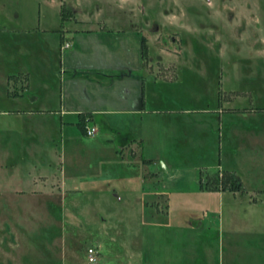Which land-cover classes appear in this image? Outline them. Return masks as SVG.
Here are the masks:
<instances>
[{
  "label": "rangeland",
  "instance_id": "1",
  "mask_svg": "<svg viewBox=\"0 0 264 264\" xmlns=\"http://www.w3.org/2000/svg\"><path fill=\"white\" fill-rule=\"evenodd\" d=\"M78 1L63 3L72 2L83 27L89 19L136 24L149 37L146 59L157 70L160 51L175 75L155 83L161 107L173 112L146 152L134 156L101 127L96 137L63 141L61 170L54 163L43 170L59 178V187L37 197L38 213H0V264H143L146 253L171 258L175 245L212 242L215 230L195 228L201 220L210 224L211 215L224 221L230 213L239 224L246 213L264 219V0ZM58 11L57 0H0V111L13 105L5 84L12 67L30 71L34 94L41 71L56 89L58 40L46 30L64 27ZM230 119L236 123L228 128ZM2 126L0 118V148ZM49 136L43 144L58 147L59 132ZM148 156L157 159L148 165ZM217 169L233 171L239 188L231 192L230 181H215L227 189L211 192L212 181L200 183ZM240 238L247 234L234 236ZM87 248L96 252L92 263ZM240 249L238 258H246Z\"/></svg>",
  "mask_w": 264,
  "mask_h": 264
},
{
  "label": "crops",
  "instance_id": "2",
  "mask_svg": "<svg viewBox=\"0 0 264 264\" xmlns=\"http://www.w3.org/2000/svg\"><path fill=\"white\" fill-rule=\"evenodd\" d=\"M57 5H60L58 16L65 21L64 27L46 30L54 32L58 40L56 89L48 86L43 71L38 76V94L30 88V71L26 68L17 70L12 67L6 73L7 97L13 99V105L0 111V118L5 123L2 126L5 132L3 146L0 148V213H38L37 197L53 193L54 188L59 187L56 183L59 178L56 176L53 181V176L43 174V170H50L53 163L56 170L60 168L58 164L62 162L58 158L62 156L65 140L78 138L79 134L96 137L101 127L110 134L116 133L121 152L127 147L134 156L138 152H146L149 139L167 120L165 116L173 112L161 107L163 92L156 88L155 83H168L175 75L170 65L164 63L165 56L160 51L159 57L156 56L157 65L159 62L157 70L155 63L146 59L149 37L136 24L113 27L105 21L97 24L89 19L87 22L90 24L83 27L81 22L84 18L75 17L78 13L73 12L75 6L72 2L65 4L63 0H57ZM77 5L81 6V2ZM65 42L68 46L62 48ZM194 122L197 124L196 120ZM235 123L230 119L226 125L229 128ZM88 125L96 129L91 136L84 133ZM53 128L59 132L58 147L51 143L43 144L52 140L49 135ZM17 151L20 153L15 154L16 158L7 156ZM154 159L157 158L148 156L143 161L149 165ZM164 164L165 171L167 164ZM209 172L205 177L200 176V183H207L213 173L220 176L227 173L240 185L239 177L231 170ZM207 189L220 193L227 188ZM151 193L153 196L154 192ZM167 214L151 213V218L168 217ZM246 214L248 221L242 224L234 223L230 213L224 221L220 216L211 215L213 220L210 224L204 226L201 220L195 228L215 230L212 242L184 243L175 245V248L159 244L158 249L169 247L178 253L171 258L163 254L158 259L151 252L146 253L143 264H264V219L259 213ZM243 232L247 234L244 241L234 239L236 234ZM238 248L245 252L246 258H238Z\"/></svg>",
  "mask_w": 264,
  "mask_h": 264
},
{
  "label": "trees",
  "instance_id": "3",
  "mask_svg": "<svg viewBox=\"0 0 264 264\" xmlns=\"http://www.w3.org/2000/svg\"><path fill=\"white\" fill-rule=\"evenodd\" d=\"M144 42V39H142V43ZM78 124L81 126L82 125V122L81 121H79L78 122ZM221 176H223L222 177V179L220 178V179H218V177H217V175H216V173L214 174H211V178H210V180L212 179V182L210 183V185L208 186V188H216L217 187V185H215V181H217L218 183H220V181L222 182V186L224 185L223 183L225 182V181H230L229 182V187H230V189L231 190H234V189H238L239 188V183H238V181L232 176V175H230V174H225V173H222V175ZM213 182H215V183H213Z\"/></svg>",
  "mask_w": 264,
  "mask_h": 264
},
{
  "label": "built area",
  "instance_id": "4",
  "mask_svg": "<svg viewBox=\"0 0 264 264\" xmlns=\"http://www.w3.org/2000/svg\"><path fill=\"white\" fill-rule=\"evenodd\" d=\"M67 46H68V43L65 42L62 45V48L67 47ZM95 132H96V129L93 126H91V125L85 126V128H84V133L87 136H91ZM95 256H96V252H95V250L93 248H87L86 249V257H87V262L88 263L94 262L95 261Z\"/></svg>",
  "mask_w": 264,
  "mask_h": 264
}]
</instances>
